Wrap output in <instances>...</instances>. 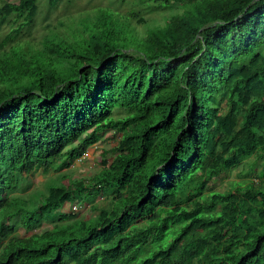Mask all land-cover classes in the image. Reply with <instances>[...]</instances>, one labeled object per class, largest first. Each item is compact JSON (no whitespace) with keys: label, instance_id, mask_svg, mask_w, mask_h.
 Segmentation results:
<instances>
[{"label":"trees","instance_id":"16d2710c","mask_svg":"<svg viewBox=\"0 0 264 264\" xmlns=\"http://www.w3.org/2000/svg\"><path fill=\"white\" fill-rule=\"evenodd\" d=\"M39 1L0 8L17 25L0 45V264H264V0H146L183 12L141 35L100 9L41 49L14 44ZM109 131L115 157L90 184L13 196ZM253 157L256 178L207 194Z\"/></svg>","mask_w":264,"mask_h":264},{"label":"rangeland","instance_id":"374dc122","mask_svg":"<svg viewBox=\"0 0 264 264\" xmlns=\"http://www.w3.org/2000/svg\"><path fill=\"white\" fill-rule=\"evenodd\" d=\"M5 2L18 4L20 0H0V8ZM38 6L39 10L34 24L30 28H24L14 44L19 43L23 47L31 46L41 49L43 41L53 32L66 35L70 32V26L77 27L78 21L86 16L95 15L100 9H109L118 16L130 17L132 24L141 35L147 33L149 29L165 25L168 19L183 12L180 8H159L146 0H40ZM134 14H138L140 18H143L146 24H139L138 18L133 17ZM15 28H17V25L2 24L0 22V45ZM121 137V134H117L114 131L106 132L100 142L88 149L87 157L84 158L82 156L69 169L62 170L59 173L52 170H49V172L36 171L24 181L21 188L13 196L28 198L33 193L46 194L48 187L54 182L67 184L68 180H83L87 185L90 184L94 176L103 169V163L113 161L115 157L113 150L118 145ZM105 151L108 153L104 154ZM261 163L262 161L256 163L255 157H253L230 172L224 173L210 182L207 194L229 192L237 184L252 181L256 178L255 175L260 170ZM62 176H64V181H61ZM96 203L99 207H107L108 205V202L103 197L98 198ZM66 205L62 208V213L69 214L72 204ZM96 215L97 212L89 204H84L77 216L79 219H90ZM7 224L10 226V223ZM15 224L14 220L11 221V225ZM48 227L50 226L45 225L44 228L30 233H27L21 227H17L15 235L30 237L35 233L44 232ZM6 242H0V250Z\"/></svg>","mask_w":264,"mask_h":264},{"label":"built area","instance_id":"2783aa9c","mask_svg":"<svg viewBox=\"0 0 264 264\" xmlns=\"http://www.w3.org/2000/svg\"><path fill=\"white\" fill-rule=\"evenodd\" d=\"M88 156V153L84 154V158ZM82 209L81 205L75 204L72 206L71 210L74 214H77Z\"/></svg>","mask_w":264,"mask_h":264},{"label":"clouds","instance_id":"9594fccd","mask_svg":"<svg viewBox=\"0 0 264 264\" xmlns=\"http://www.w3.org/2000/svg\"><path fill=\"white\" fill-rule=\"evenodd\" d=\"M86 153H88V150H87L84 154H86ZM84 154H83V156H84ZM81 158H82V157H81ZM79 159H80V158H79ZM75 204L81 205L82 207L84 206V204H82V203H73V204L71 205V208H72V206L75 205ZM66 206H67V205H66ZM69 206H70V205H69ZM89 206H90V205H89ZM64 207H65V206H64ZM64 207H63V208H64ZM90 207H91V206H90ZM81 210H82V209H81ZM81 210H80V211H81ZM80 211H79V212H80ZM79 212H78L77 214H74V213L72 212V210H71L69 214H72V215H78Z\"/></svg>","mask_w":264,"mask_h":264}]
</instances>
